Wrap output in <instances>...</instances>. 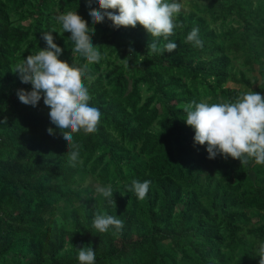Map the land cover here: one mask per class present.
<instances>
[{
    "label": "trees",
    "instance_id": "obj_1",
    "mask_svg": "<svg viewBox=\"0 0 264 264\" xmlns=\"http://www.w3.org/2000/svg\"><path fill=\"white\" fill-rule=\"evenodd\" d=\"M205 1L178 14L168 41L157 38L177 44L161 54L147 49L140 25H93L86 0H0V264H79L78 249L89 246L95 264H259L264 165L217 156L205 174L206 145L194 144L183 106L264 96V0ZM68 11L94 27L102 54L84 77L101 119L94 133L74 134L75 167L43 98L36 107L19 101L17 91L32 86L15 73L53 28L59 59L85 63L56 21ZM196 27L202 48L186 42ZM88 176L111 184L116 207L84 185ZM133 180L151 182L142 201L128 190ZM95 214L122 220L119 236L98 233Z\"/></svg>",
    "mask_w": 264,
    "mask_h": 264
},
{
    "label": "clouds",
    "instance_id": "obj_2",
    "mask_svg": "<svg viewBox=\"0 0 264 264\" xmlns=\"http://www.w3.org/2000/svg\"><path fill=\"white\" fill-rule=\"evenodd\" d=\"M92 24L103 23L105 18L111 21L115 29L136 28L140 25L151 37L148 48L151 53H172L177 48L173 42L158 46V39L168 38L177 27L175 18L183 5L178 0H97L99 10L91 7L93 0H86ZM56 21L62 26L63 33H70L73 43L72 55L79 54L85 60L83 65H69L59 59L63 49L54 43L53 28L42 34L46 47L37 54H31L16 65L21 83L30 84L31 91L20 89L18 99L24 105L36 107L43 103L50 111V122L55 125L67 145V156L72 167L80 162V146L74 142V134H92L97 130L101 112L90 106L91 96L84 83L90 64L99 63L102 54L94 46L91 36L94 27L89 28L77 12L68 11L59 14ZM183 27V25H179ZM91 32V34H90ZM186 42L194 47H203L199 38V28H193ZM131 51V49H130ZM185 123L194 130V144L205 146L208 159L222 156L225 160H238L241 166L250 163L264 165V96L252 90L240 95L234 102L220 103L192 102L184 105ZM6 123V119L0 121ZM49 135H55L53 128L47 129ZM150 181L133 180L128 190L135 193L138 200H144L148 194ZM96 192L109 199L116 207L111 184L97 186ZM92 227L100 234L109 233L119 236L123 221L117 216L95 214ZM257 255L259 264H264V243L260 244ZM96 253L89 247L78 249L79 264H95Z\"/></svg>",
    "mask_w": 264,
    "mask_h": 264
},
{
    "label": "rangeland",
    "instance_id": "obj_3",
    "mask_svg": "<svg viewBox=\"0 0 264 264\" xmlns=\"http://www.w3.org/2000/svg\"><path fill=\"white\" fill-rule=\"evenodd\" d=\"M178 2L183 5L181 11H184V12L191 11L192 4L202 5V4H205L206 3L205 0H178ZM226 86L227 87H231V88L232 87L235 88L237 85H235L233 83H228ZM255 87H256V85L254 86V88ZM244 93H247V91L244 92ZM209 160L210 161L206 165H204V173L205 174H213L214 173V170H215L214 164H213V160L212 159H209ZM84 185L85 186H92V187H95V188H97V186H99L98 183L95 182V180L92 178V176H88L87 177L86 181L84 182Z\"/></svg>",
    "mask_w": 264,
    "mask_h": 264
}]
</instances>
